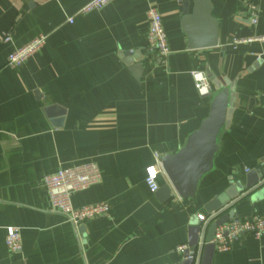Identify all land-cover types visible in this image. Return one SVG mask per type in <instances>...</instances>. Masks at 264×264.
<instances>
[{
	"label": "crops",
	"instance_id": "0c3cea01",
	"mask_svg": "<svg viewBox=\"0 0 264 264\" xmlns=\"http://www.w3.org/2000/svg\"><path fill=\"white\" fill-rule=\"evenodd\" d=\"M87 1L0 0V264H179L176 248L187 245L197 215H208L204 206L263 167L264 43L232 41L264 35V0H210L213 47L200 22L190 23L197 36L189 43L183 10L188 3L191 13L192 0H112L82 13ZM248 3L258 7L255 25ZM149 8L161 17L166 60L146 52ZM40 36L22 63L7 64ZM192 70L204 72L211 95L196 94ZM226 85L230 113L214 169L192 200L180 199L160 174L170 197L159 202L144 182L146 167L184 144ZM51 106L64 113L60 127L44 111ZM86 162L98 166L100 181L71 203L106 202L110 212L75 227L50 211L43 177ZM231 208L237 218L264 214V176ZM9 226L20 230L17 253L4 244ZM211 264H264V235L240 234Z\"/></svg>",
	"mask_w": 264,
	"mask_h": 264
},
{
	"label": "water",
	"instance_id": "95a60500",
	"mask_svg": "<svg viewBox=\"0 0 264 264\" xmlns=\"http://www.w3.org/2000/svg\"><path fill=\"white\" fill-rule=\"evenodd\" d=\"M185 16L183 29L192 44L197 34L190 28V23L198 22L205 24L208 34L205 35L207 46H216V19L211 13L210 0H192V10L188 13V3H184ZM196 29V27H195ZM230 87L227 85L218 91L210 102L208 115L201 121L198 128L186 137L184 144L174 153L159 157L164 175L168 179L170 188L183 200H192L196 196L198 185L202 177L214 169V158L217 153V136L222 127L226 125L229 117ZM46 115L60 127L62 124L63 111L56 106L44 109ZM60 116L58 119H54ZM261 169L252 170L245 176V182L231 184L224 192L215 196L205 206L208 215L213 214L214 220L202 226L198 221L188 229L187 249L182 253L179 264H211L215 252L213 238L216 226L236 218L231 208L243 190L252 188L258 180L264 176V163ZM169 186H162L155 193L159 202L170 197ZM199 232L201 235L199 236ZM203 242L202 245H198ZM197 246H199L197 248ZM198 252L197 261L194 263L193 256Z\"/></svg>",
	"mask_w": 264,
	"mask_h": 264
},
{
	"label": "built area",
	"instance_id": "2783aa9c",
	"mask_svg": "<svg viewBox=\"0 0 264 264\" xmlns=\"http://www.w3.org/2000/svg\"><path fill=\"white\" fill-rule=\"evenodd\" d=\"M112 0H88L81 9L82 13H87L95 9H101L107 6ZM245 13L249 22L255 25L258 20V7L254 3L244 5ZM148 27L146 36V52L148 54H156L161 59L166 60L170 54L167 37L165 35L160 14L155 8H149L146 11ZM70 21V19H69ZM6 37L4 40H8ZM44 41V37L40 36L31 43L18 51L11 53L7 57V64L16 66L22 63L26 55L39 48ZM258 41L264 43V35L248 38L242 41L233 40L232 44L237 45L240 42ZM189 75L193 82V87L199 97H208L212 90L207 76L199 70H192ZM164 174L159 156L155 154V161L145 169L144 182L148 191L152 194L156 193L160 188L158 177ZM100 181V170L94 162H86L73 168H60L57 171L47 174L43 177V184L46 188L50 211L62 215L75 227H79L84 222L108 215L110 206L106 202L94 203L82 207H73L71 196L79 191H83ZM202 226L214 220L211 215H197ZM242 233H250L256 239L264 235V214H254L248 217H240L231 219L221 225L216 226L214 235L210 243H213L217 252L228 251L235 239ZM201 232H199V236ZM199 242L198 245H202ZM4 244L10 253H17L21 250L20 230L17 227H6ZM199 246H197L198 248ZM187 249V245H179L176 250L183 253ZM198 252L193 256L194 263L197 261Z\"/></svg>",
	"mask_w": 264,
	"mask_h": 264
}]
</instances>
